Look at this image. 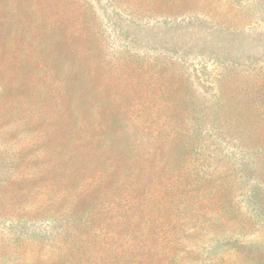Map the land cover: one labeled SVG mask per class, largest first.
<instances>
[{"label":"rangeland","instance_id":"374dc122","mask_svg":"<svg viewBox=\"0 0 264 264\" xmlns=\"http://www.w3.org/2000/svg\"><path fill=\"white\" fill-rule=\"evenodd\" d=\"M65 79L67 120H17ZM0 264H264V0L0 6Z\"/></svg>","mask_w":264,"mask_h":264},{"label":"trees","instance_id":"16d2710c","mask_svg":"<svg viewBox=\"0 0 264 264\" xmlns=\"http://www.w3.org/2000/svg\"><path fill=\"white\" fill-rule=\"evenodd\" d=\"M15 5V0H0V6L5 9V10H13V7ZM29 4H26L25 6H28ZM38 31H34L31 33L30 30H28V40L30 41L29 43H31L32 45H34L36 48L40 49V47H42V41L45 39L46 35H45V28L44 26H42L41 24H38ZM30 44V45H31ZM65 47V46H64ZM70 47H74L73 43H68V47L66 44V52H70L72 48ZM35 50V49H34ZM72 51H75V49L73 48ZM79 62L74 63V61L72 62V69H75L76 72H80L82 73V76L87 77L90 76V67H92L93 65V61L91 58L89 59H81L78 60ZM74 64V65H73ZM76 65V66H75ZM28 68H30L31 70H33L34 68L37 69L38 66L43 70L42 72H46V74H50L51 72L54 73L55 72V68H52L48 62H45V60L42 61V59H40L39 61L37 59H34V55H33V59L28 61L27 64ZM44 72V73H45ZM64 79V78H62ZM66 80V79H65ZM66 83H63V85H61L59 90H54V88H52V86H50V88L47 89V92L45 94L44 97H40L39 100H35V99H30V103H33V107L30 109V111L28 113L26 112H22V111H17V113L15 114L17 120H21V121H32L35 120V122L37 124L41 123L40 121H46V120H51L53 119H57L58 121H63V120H67L66 118V113L64 112V108H66L69 104V102L73 101L74 99V91L73 89H71L69 86V81L66 80ZM183 102H186L185 97L180 98ZM184 105V104H183ZM95 108V107H94ZM182 108L187 109V106H182ZM126 128H128V130L132 129V127L130 126H126ZM139 131H136V133H138ZM145 132H143L144 134ZM159 133V132H158ZM154 135V133H153ZM156 136H158V134H155ZM152 137V136H151ZM194 139V136H190V134L185 133L184 137H182V141L180 143V151L181 153H183L184 151H186V148H189L193 143L191 142V140ZM144 139V135L142 137V139H140L138 142H140V144L143 142ZM180 140L181 136L179 138H174ZM186 147V148H185ZM98 152V150H96ZM101 153H103L102 155L105 154L104 150H99ZM169 152H171L170 150L167 151V153L169 154ZM139 153H141V150L139 151ZM166 155L165 158H167L169 155ZM141 155V154H140ZM76 159V158H75ZM100 159V158H99ZM163 161V160H162ZM72 162V161H71ZM101 164V163H100ZM114 165H110L108 167V170L113 168ZM132 169V168H130ZM66 169H64L63 171H65ZM62 175V171L57 172L56 176L57 177H61ZM93 198V197H90ZM119 201L116 202L117 204H119L121 201H123L122 197L119 196ZM93 210L92 207L85 205L83 203H80L79 206L77 208H75L74 210H72L70 212V214L67 216L68 219H84V218H89L90 215L92 214ZM46 217H51V218H57V214L53 213L50 214L48 213ZM89 226L94 227L92 224H89Z\"/></svg>","mask_w":264,"mask_h":264}]
</instances>
